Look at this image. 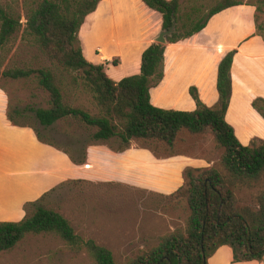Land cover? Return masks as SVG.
<instances>
[{"label":"trees","instance_id":"obj_1","mask_svg":"<svg viewBox=\"0 0 264 264\" xmlns=\"http://www.w3.org/2000/svg\"><path fill=\"white\" fill-rule=\"evenodd\" d=\"M25 22L13 2L0 1V77L12 83L42 90L45 106L20 108L8 102L5 117L17 127H30L41 143L53 146L39 130L21 122L25 113L47 128L55 122L76 120L94 128L93 141H117L114 152L128 148L136 140L155 158L175 156V140L180 131L191 135L211 134L222 153L210 166L186 165L182 183L169 196H181L187 208L184 224L166 230L156 241L135 253L116 258L112 251L94 240L79 236L69 220L59 212L36 204L19 220H0V250H8L28 235L52 233L70 250L87 255L94 264H208L221 245L229 247L231 262L262 260L264 257V140L241 144L225 120L231 94L230 68L234 50L218 62L216 90L212 106L202 103L195 87L189 93L195 101L192 111L164 109L150 102L149 89L163 76L165 45L152 42L141 54L138 74L118 81L110 78L103 63L94 64L83 54L78 31L85 17L100 0H20ZM161 14V30L171 25L167 42L199 32L214 13L241 3L255 6L256 30L264 38V0H215L208 6L199 0H142ZM18 5V4H17ZM20 42L35 48L47 66H4L16 35ZM114 62V61H113ZM5 91V87H2ZM82 98L93 107L91 112ZM264 119V99L252 100ZM73 163L76 161L64 151Z\"/></svg>","mask_w":264,"mask_h":264},{"label":"crops","instance_id":"obj_2","mask_svg":"<svg viewBox=\"0 0 264 264\" xmlns=\"http://www.w3.org/2000/svg\"><path fill=\"white\" fill-rule=\"evenodd\" d=\"M254 14L252 4L232 5L211 15L205 26L190 37L166 41L163 76L149 89L150 102L164 109L192 111L196 105L189 88L195 87L199 100L212 106L218 99V62L234 50L225 120L241 144L247 145L252 139L264 140V119L251 104L255 98L264 99V38L256 30ZM161 22V14L142 0H100L78 31L83 54L94 64L103 63L107 75L115 81L138 74L141 54L155 42ZM7 123L2 114L0 192L2 189L14 192L15 206L7 209L16 211L21 209L20 204L31 201L56 183L60 172L74 171V164L62 151L39 142L33 130ZM140 157L153 161V168L169 167L170 172L163 168L167 176L180 175L186 165L201 167L207 164L184 155L156 159L145 149L127 148L117 155L129 166ZM230 262L231 252L226 245L219 246L208 258V264ZM234 264H264V257L260 261Z\"/></svg>","mask_w":264,"mask_h":264},{"label":"rangeland","instance_id":"obj_3","mask_svg":"<svg viewBox=\"0 0 264 264\" xmlns=\"http://www.w3.org/2000/svg\"><path fill=\"white\" fill-rule=\"evenodd\" d=\"M0 1L13 2L20 13L21 23L25 22L20 0ZM199 1L208 6L215 2ZM261 16L264 20V13ZM6 56L4 66L49 65L35 48L20 42V32ZM1 86L5 87V91ZM45 99L46 94L40 89L28 88L22 83H12L0 77V116L5 114L10 101L20 108H28L45 106ZM82 101L93 112L92 105L85 98ZM25 114L21 122L34 126L45 140L54 144V148L63 153L66 151L76 161L84 157L83 163L72 162L74 171L60 172L56 183L31 200L62 214L79 236L109 248L114 257L119 258L155 242L156 237L166 230L184 224L187 215L184 201L181 196H169L182 183L181 174L164 175L166 171H171L169 167H163L166 171L158 166L153 168V161L142 157L131 166L124 165L123 160L117 158L118 152L110 149V146H117V141L91 140L94 128L76 120L58 121L44 128L33 119L32 113ZM7 125L13 126L10 122ZM24 128L32 130L27 126ZM128 148L144 149L136 140H131ZM172 152L198 159L201 164L207 163L202 166H210L219 159L222 150L215 147L211 134L191 135L182 130L177 135ZM10 206H15L14 192L2 189L0 219H20L35 207L33 204L25 207L20 204L21 209L15 211L7 209ZM0 264L94 263L87 255L70 250L56 235L40 233L28 235L11 249L0 250Z\"/></svg>","mask_w":264,"mask_h":264},{"label":"water","instance_id":"obj_4","mask_svg":"<svg viewBox=\"0 0 264 264\" xmlns=\"http://www.w3.org/2000/svg\"><path fill=\"white\" fill-rule=\"evenodd\" d=\"M175 18L172 17L171 25L166 30H161L158 35L154 38V41L157 43L164 44L166 42V36L174 32Z\"/></svg>","mask_w":264,"mask_h":264}]
</instances>
